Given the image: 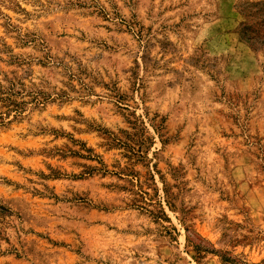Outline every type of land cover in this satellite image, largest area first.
<instances>
[{
    "label": "rangeland",
    "instance_id": "1",
    "mask_svg": "<svg viewBox=\"0 0 264 264\" xmlns=\"http://www.w3.org/2000/svg\"><path fill=\"white\" fill-rule=\"evenodd\" d=\"M10 87L0 264H264V0H0Z\"/></svg>",
    "mask_w": 264,
    "mask_h": 264
},
{
    "label": "trees",
    "instance_id": "2",
    "mask_svg": "<svg viewBox=\"0 0 264 264\" xmlns=\"http://www.w3.org/2000/svg\"><path fill=\"white\" fill-rule=\"evenodd\" d=\"M245 38L249 40V37ZM17 95L21 96V92L15 91L12 87H10L9 90L5 92L2 91V88H0V101L2 103V106L6 108V111L4 112L5 117L2 116V113H0V123H4V118L8 119L11 113H13L14 117H17L24 111V107L27 101L23 99L19 100V98L22 97H18ZM28 95L30 96V101L36 106H42L47 101V97L41 95V92L38 91L31 92ZM196 250L197 252H199L203 249L197 246ZM223 260L230 261L228 257H224Z\"/></svg>",
    "mask_w": 264,
    "mask_h": 264
}]
</instances>
